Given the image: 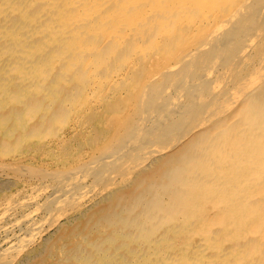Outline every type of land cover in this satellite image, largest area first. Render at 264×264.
I'll use <instances>...</instances> for the list:
<instances>
[{
	"label": "bare ground",
	"instance_id": "obj_1",
	"mask_svg": "<svg viewBox=\"0 0 264 264\" xmlns=\"http://www.w3.org/2000/svg\"><path fill=\"white\" fill-rule=\"evenodd\" d=\"M0 264H264V0H0Z\"/></svg>",
	"mask_w": 264,
	"mask_h": 264
},
{
	"label": "rangeland",
	"instance_id": "obj_2",
	"mask_svg": "<svg viewBox=\"0 0 264 264\" xmlns=\"http://www.w3.org/2000/svg\"><path fill=\"white\" fill-rule=\"evenodd\" d=\"M0 248H1V246H0Z\"/></svg>",
	"mask_w": 264,
	"mask_h": 264
}]
</instances>
